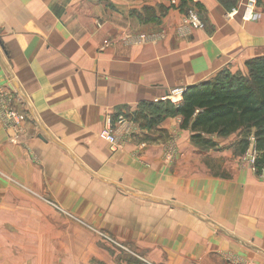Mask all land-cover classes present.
Instances as JSON below:
<instances>
[{"label":"crops","instance_id":"obj_1","mask_svg":"<svg viewBox=\"0 0 264 264\" xmlns=\"http://www.w3.org/2000/svg\"><path fill=\"white\" fill-rule=\"evenodd\" d=\"M237 1L0 0V88L22 120L0 107V264H264L242 133L202 144L147 109L264 57V0L250 22Z\"/></svg>","mask_w":264,"mask_h":264},{"label":"trees","instance_id":"obj_2","mask_svg":"<svg viewBox=\"0 0 264 264\" xmlns=\"http://www.w3.org/2000/svg\"><path fill=\"white\" fill-rule=\"evenodd\" d=\"M238 2L237 0H230ZM261 1V0H260ZM259 1V3H260ZM185 3L186 0H183ZM192 9V8H191ZM246 76L221 72L211 82L188 88L180 106L154 102L148 105L160 118L180 116L185 128L195 134L199 143L210 144L207 136L227 137L242 133L243 151L250 144V136L256 138L259 152L256 167L264 170V57L247 63Z\"/></svg>","mask_w":264,"mask_h":264},{"label":"built area","instance_id":"obj_3","mask_svg":"<svg viewBox=\"0 0 264 264\" xmlns=\"http://www.w3.org/2000/svg\"><path fill=\"white\" fill-rule=\"evenodd\" d=\"M242 1V7L244 8L243 12V21L244 22H250L254 21L256 16L257 7L259 5L260 0H241ZM240 8L235 9L231 16H235L239 13ZM187 18L190 24L195 29H200L204 27V24L200 20V17H198V14L195 9H190L187 13ZM152 39L151 36L142 34L139 35V37L135 38L134 42L137 46L146 44ZM108 45L106 44L105 47ZM188 87H175L171 89L168 93L164 94L161 97H157L153 102L155 104L157 103H171L175 106H180L183 104L186 93H187ZM6 88H0V107L2 109V114L5 115V118L7 121L12 123L14 130L17 132H20V127L22 125V120L19 114H17L13 109V99L11 97H8ZM124 118H119V125H122L124 123ZM99 137L104 141L107 142L110 145V149L113 152H117L120 148V142L118 141L117 133L114 129V124L111 120H108L106 124V128L102 130L99 134ZM17 141V139H16ZM256 138L254 136H250V144L249 148L246 151L245 160L247 164L249 165V168L253 170L255 174L258 175V177L264 182V171L259 172L258 168L256 167L259 152L257 151V145H256ZM173 157L169 156V160H172Z\"/></svg>","mask_w":264,"mask_h":264},{"label":"rangeland","instance_id":"obj_4","mask_svg":"<svg viewBox=\"0 0 264 264\" xmlns=\"http://www.w3.org/2000/svg\"><path fill=\"white\" fill-rule=\"evenodd\" d=\"M244 153H245V156H246V154H247V153H246V152H244ZM263 171H264V170H263ZM227 257L229 258V256H227ZM228 258H227V259H228ZM234 259L236 260V258H235V257H234ZM229 260H231V258H229Z\"/></svg>","mask_w":264,"mask_h":264}]
</instances>
